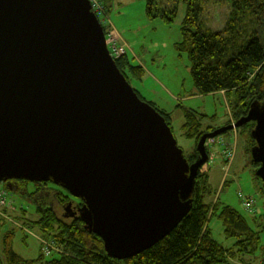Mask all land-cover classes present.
<instances>
[{
  "label": "water",
  "instance_id": "water-1",
  "mask_svg": "<svg viewBox=\"0 0 264 264\" xmlns=\"http://www.w3.org/2000/svg\"><path fill=\"white\" fill-rule=\"evenodd\" d=\"M250 122L264 185V110L203 135L189 165L118 70L89 0H0V183H51L81 200L112 259L170 235L192 210L206 139Z\"/></svg>",
  "mask_w": 264,
  "mask_h": 264
},
{
  "label": "trees",
  "instance_id": "trees-1",
  "mask_svg": "<svg viewBox=\"0 0 264 264\" xmlns=\"http://www.w3.org/2000/svg\"><path fill=\"white\" fill-rule=\"evenodd\" d=\"M98 1L106 16L105 1L108 0ZM145 1L149 18L161 16L166 22H172L165 13L153 12L152 6L156 0ZM176 1L184 5L185 17L181 26L180 40L175 48L180 55L185 54L191 64L194 95L206 96L224 92L235 122L245 117L252 109L264 110V0H232L231 11L228 12L224 28L218 32L212 31L202 21L205 5L215 0ZM98 20L105 35L109 33L110 30L104 26V21L99 17ZM115 62L128 82L129 76L135 77L143 73V68L132 65L126 53ZM156 112L164 118L171 129L169 116L158 110ZM183 120L182 131L187 138L194 139L196 146L204 134L217 130L211 127L202 129L199 117L191 111L184 113ZM248 126L251 132L255 123L250 122L243 127ZM251 142L253 148L255 142L252 137ZM225 148V145L221 146L222 151ZM222 151L220 150V157ZM198 158V153L194 152L189 159H186L191 165ZM252 164L258 170L259 164L254 160ZM8 183H10L8 190L12 189L20 195L28 196L35 206L37 219H28L27 212L23 209L20 217H17L18 220L31 229L35 228V231L45 240L52 242L61 254H56L49 260H46L44 255H39L35 260H24L13 252L12 240L16 232L9 230L0 235V250L3 252L6 264H259L260 262L255 261V254L261 250L264 227L255 230L238 212L229 207L220 208L218 199L213 201V197L208 198L210 193L206 185L207 174L203 168L196 177L193 206L188 216L154 247L123 261L108 257L101 239L86 228L78 214L83 206L81 200L73 198L67 191L51 183L32 184L34 186L32 192L28 190L30 184L28 182ZM50 193L53 194L51 197ZM252 200L254 205L250 209H246L243 204L242 206L246 211L255 214V199ZM56 203L63 209L62 218L54 209ZM68 204H70V213L66 212ZM69 214H73V218L68 217ZM213 218H218L222 223L225 237L235 241L231 248L225 249L212 238L209 223ZM2 227L3 222L0 221V229ZM24 239L26 237H23ZM1 258L0 253V261Z\"/></svg>",
  "mask_w": 264,
  "mask_h": 264
},
{
  "label": "rangeland",
  "instance_id": "rangeland-1",
  "mask_svg": "<svg viewBox=\"0 0 264 264\" xmlns=\"http://www.w3.org/2000/svg\"><path fill=\"white\" fill-rule=\"evenodd\" d=\"M105 4L107 15L103 20L104 26H107L110 32L114 29L118 33L115 48L124 49L132 65L143 68V73L139 76H129L130 86L143 102L169 116L173 137L186 158L189 159L194 152L197 153V146L194 139L187 138L182 131L185 112L195 113L200 119L202 129L211 127L218 130L227 127L228 124H235L224 92L206 96L194 95L191 64L187 56L180 55L175 48L180 40L185 17L183 4L177 3L176 0H156L153 4V12L165 13L167 18L172 19L171 23L166 22L161 16L149 18L145 0H108ZM231 6L232 0H215L206 4L202 21L214 32L223 30ZM215 139L222 141L226 148H230L233 157L231 161H225L222 156L220 157L221 144L211 145L210 140L206 141L208 160L202 168L207 174L206 185L210 193L207 197H213V201L218 199L220 208L229 207L235 210L251 227L261 230L264 227V191L262 182L256 176L257 170L252 164L254 156L249 126L227 131ZM209 157H213L214 160L210 161ZM7 187H10V183H3V188L8 191L9 213L6 220H0L3 222L0 235L9 230L16 232L12 240L13 252L24 260H35L39 255H44L46 260H49L51 257L54 258V255L61 254L55 245L54 251L45 252L41 244L48 240L35 231V228L31 229L18 220L17 217H20L23 209L27 212L28 219H37L35 206L28 196L20 195L12 189L8 190ZM28 190L32 192L34 186L29 184ZM52 195L50 193V197ZM241 195L255 199V214L243 208ZM54 209L62 218L64 214L62 207L56 203ZM209 230L212 238L225 249L231 248L235 243L234 240L225 237L224 227L218 218L210 221ZM23 237L26 239L23 240ZM0 253L2 255L0 264H6L1 250ZM263 253L264 239L261 242V250L255 254L256 262L260 261Z\"/></svg>",
  "mask_w": 264,
  "mask_h": 264
},
{
  "label": "built area",
  "instance_id": "built-area-1",
  "mask_svg": "<svg viewBox=\"0 0 264 264\" xmlns=\"http://www.w3.org/2000/svg\"><path fill=\"white\" fill-rule=\"evenodd\" d=\"M91 5H92V10L94 12V14L96 15V17L101 18L102 20H104L105 16L102 12V6L100 5L99 2L94 1V0H89ZM113 29V28H112ZM106 42H107V47L109 50V53L111 55V57L116 60L117 58H119L120 56H122L123 54H125V50L124 49H116L115 48V39L118 37L116 32L113 31L109 32L106 34ZM221 144V146L224 145V143L222 141H218L217 139H210V144ZM223 156L224 159L227 161H231L232 157H233V152L231 149L227 148L223 151ZM241 200H242V204L246 209H250L253 205H254V201L252 200V198H245L242 195L240 196ZM8 192L3 188L2 183H0V220L3 219H7V214L9 213L8 208ZM41 245H43V250L47 253L54 251L55 250V246L52 242L48 243V241L43 242ZM259 264H264V255L263 257L260 259Z\"/></svg>",
  "mask_w": 264,
  "mask_h": 264
},
{
  "label": "bare ground",
  "instance_id": "bare-ground-1",
  "mask_svg": "<svg viewBox=\"0 0 264 264\" xmlns=\"http://www.w3.org/2000/svg\"><path fill=\"white\" fill-rule=\"evenodd\" d=\"M207 134H209V133H207ZM204 135H205V134H204ZM207 140L209 141V140H210V138L206 139V141H207ZM206 141H205V143H206L205 151H206V148H207V145H208V143H207L208 141H207V142H206ZM209 144H210V141H209ZM204 145H205V144H204ZM225 149H227V148H225ZM221 154H222V155H221V156H222V158L224 159V156H223V151L221 152ZM209 159H210V161H213V160H214V158H213V157H209ZM224 160H225V159H224ZM225 161H227V160H225Z\"/></svg>",
  "mask_w": 264,
  "mask_h": 264
},
{
  "label": "flooded vegetation",
  "instance_id": "flooded-vegetation-1",
  "mask_svg": "<svg viewBox=\"0 0 264 264\" xmlns=\"http://www.w3.org/2000/svg\"><path fill=\"white\" fill-rule=\"evenodd\" d=\"M254 148H255V146L252 148V150H254ZM68 208H69V213H70V212H71V211H70V206H69Z\"/></svg>",
  "mask_w": 264,
  "mask_h": 264
},
{
  "label": "clouds",
  "instance_id": "clouds-1",
  "mask_svg": "<svg viewBox=\"0 0 264 264\" xmlns=\"http://www.w3.org/2000/svg\"><path fill=\"white\" fill-rule=\"evenodd\" d=\"M101 24V23H100ZM102 26V25H101ZM105 37H106V35H105ZM107 43V42H106ZM216 138V137H215ZM215 138H211V139H215ZM3 184V183H2ZM5 189V188H4Z\"/></svg>",
  "mask_w": 264,
  "mask_h": 264
},
{
  "label": "crops",
  "instance_id": "crops-1",
  "mask_svg": "<svg viewBox=\"0 0 264 264\" xmlns=\"http://www.w3.org/2000/svg\"><path fill=\"white\" fill-rule=\"evenodd\" d=\"M109 17V16H108ZM116 34H118L117 32H116Z\"/></svg>",
  "mask_w": 264,
  "mask_h": 264
}]
</instances>
